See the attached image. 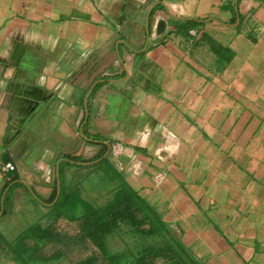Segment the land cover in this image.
<instances>
[{
  "label": "crops",
  "instance_id": "0c3cea01",
  "mask_svg": "<svg viewBox=\"0 0 264 264\" xmlns=\"http://www.w3.org/2000/svg\"><path fill=\"white\" fill-rule=\"evenodd\" d=\"M106 162L197 262L264 264V0H0V235Z\"/></svg>",
  "mask_w": 264,
  "mask_h": 264
},
{
  "label": "trees",
  "instance_id": "16d2710c",
  "mask_svg": "<svg viewBox=\"0 0 264 264\" xmlns=\"http://www.w3.org/2000/svg\"><path fill=\"white\" fill-rule=\"evenodd\" d=\"M104 169L106 176L114 185L112 197L104 205L96 206L81 198V201H78L84 203L81 213L77 212L76 215L70 216L67 212L70 206L68 204L61 207V211L72 218H80L83 234L93 239L109 264H150V257L164 258L163 264H201L171 232L157 211L126 182L111 162H106ZM51 211L58 215L54 217L50 215L48 220H56L60 212L54 209ZM48 222L47 226L31 225L14 240L0 235L1 247L5 248V252L9 249L10 259L17 264H67L68 259L63 254L54 256L35 254V251L43 248L46 243L63 242L67 238L65 234L61 236L59 234L62 233L52 228L54 222ZM124 225L130 229L125 233L126 237L121 234ZM35 229L37 231H34ZM29 239L35 243L33 248L23 243Z\"/></svg>",
  "mask_w": 264,
  "mask_h": 264
},
{
  "label": "rangeland",
  "instance_id": "374dc122",
  "mask_svg": "<svg viewBox=\"0 0 264 264\" xmlns=\"http://www.w3.org/2000/svg\"><path fill=\"white\" fill-rule=\"evenodd\" d=\"M101 181H99L100 184ZM104 182V179L102 180V183ZM106 183V182H105ZM108 188V187H107ZM113 190L114 188H112L111 190H105L103 192V198L101 200L102 205H104L108 199H110L112 197L113 194ZM73 196V195H72ZM72 196L69 197V195H62L61 196V201L64 203H68V205H70L68 207V213L69 215H76L77 212L81 213L82 208L84 207V203H79L78 201H81V198L83 200H85L81 195H75L74 200H72ZM78 196V198H77ZM40 201V200H39ZM97 202L99 203L100 200L98 199ZM83 204V205H82ZM102 205H96V206H102ZM38 209V210H37ZM41 208H36L35 210L37 211H44V209ZM54 210L59 211L64 213L62 210V208L59 206H53ZM50 209V211L52 210ZM48 216H45L41 218V220L37 223H34L33 225H38V224H42L43 226H47L49 224L48 221H51V223H53L52 219L48 220V218H50L51 216H56L58 214L55 215V213H53L51 211L48 213ZM69 216V217H70ZM60 217V216H59ZM28 216L24 215V213L18 212L16 214L15 217H13L11 220L8 219L3 225L11 231V233L9 231H7V233L10 236H19L20 233H22L24 230H20L23 229L25 227H30L31 223H29L30 221L27 222L28 220ZM52 228H54L56 231L62 233L59 234L61 236H67L66 240L61 242V241H50L48 243H46V245L41 248L40 250H36L35 254L36 255H42V256H54V255H59V254H63L64 256H66V258L68 259L66 262L68 263H75V264H80V263H88V264H109L107 260H105V257L102 253V251L100 250L99 246L93 241V239L90 236H86L85 234H83V231L81 229L82 227V223L81 220L76 221V222H55L53 223V225H51ZM123 233H121L122 235L125 236V233L130 230L129 227H127L126 225H124L123 227ZM34 231H37L36 229ZM51 232V231H50ZM14 234V235H12ZM51 235H54V233H50ZM65 234V235H63ZM18 237H13L9 240H14ZM17 242V241H16ZM26 246H29L30 248H33L35 245L34 241L32 239L26 240L25 242H23ZM19 245V242L17 243ZM9 251V249H8ZM8 251H4L5 253H7V255L1 254L0 255V260L4 261L6 264H10L11 262H13V260L10 259V255ZM23 257V255H21ZM41 258V257H40ZM23 259V258H21ZM150 262L147 259V261L150 264H163L165 262L164 258L161 257H150ZM18 260V259H17ZM90 261V262H89ZM60 264H64V263H60Z\"/></svg>",
  "mask_w": 264,
  "mask_h": 264
},
{
  "label": "built area",
  "instance_id": "2783aa9c",
  "mask_svg": "<svg viewBox=\"0 0 264 264\" xmlns=\"http://www.w3.org/2000/svg\"><path fill=\"white\" fill-rule=\"evenodd\" d=\"M110 150L112 151L113 154L122 153L123 150H124V145L121 144V143H117V142L116 143H112L110 145ZM6 167L8 169H14L15 168V165L13 163H11V162H8L6 164ZM164 177H165L164 174H158V177L157 178L160 179V180H162V179H164Z\"/></svg>",
  "mask_w": 264,
  "mask_h": 264
}]
</instances>
